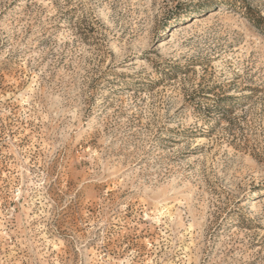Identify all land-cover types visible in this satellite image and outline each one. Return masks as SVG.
<instances>
[{
	"label": "rangeland",
	"instance_id": "obj_1",
	"mask_svg": "<svg viewBox=\"0 0 264 264\" xmlns=\"http://www.w3.org/2000/svg\"><path fill=\"white\" fill-rule=\"evenodd\" d=\"M0 264H264V0H0Z\"/></svg>",
	"mask_w": 264,
	"mask_h": 264
}]
</instances>
